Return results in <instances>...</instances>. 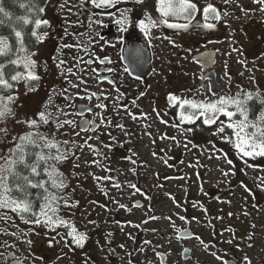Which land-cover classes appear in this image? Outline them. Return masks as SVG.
I'll return each mask as SVG.
<instances>
[{"label":"rangeland","instance_id":"rangeland-1","mask_svg":"<svg viewBox=\"0 0 264 264\" xmlns=\"http://www.w3.org/2000/svg\"><path fill=\"white\" fill-rule=\"evenodd\" d=\"M203 3L204 0L201 7ZM221 3L224 4L221 12L229 13L225 17L227 24L218 22L217 30L208 32L191 31V41L188 43L191 53L186 52L184 47L169 49L158 45L154 48L153 70L156 74L152 70L147 79L145 95L139 98V105L147 115L136 123L134 130L126 125L130 119L127 111L117 110L118 118L109 110L97 117L100 128L96 133L79 132V135H75L69 131L58 134L59 139L75 140L78 144H83L90 135L92 139L88 143L103 153L101 156L87 147L83 151L76 148L74 151L79 160L70 158L59 165L68 181L63 194L70 195L72 201L80 202L76 208L61 207L60 215L71 218L80 230L88 233L90 239L85 247L73 250L66 247L63 241L49 247V237L55 236V232L25 223L10 209H0V264H9L8 253H13L21 264H85L86 257L90 258L89 264H160L157 252L165 256L164 264H221L212 253L232 261L247 254L253 264H264V191L257 187V177L264 176V171H261L264 169V158H245L246 164L231 143L212 135L215 125L203 128V125L184 124L180 130L173 128L171 120L161 112L163 110H158L160 104L156 99L158 92H162L159 98L166 95L165 101L169 92L191 96L197 93V89L199 99L215 97L199 85L200 73L210 68L203 70L200 63L192 59L194 53L198 55L207 48L214 51L215 63L211 69L219 85L217 95H235L239 89L264 95V38L252 34L255 29L264 27L263 22L259 23L264 14L260 16L259 5L252 0H232L229 4L221 0ZM241 7L255 11L245 16ZM66 15V19H61V26H76L73 12H66ZM54 16L47 6L43 18L49 19L52 27L49 29V39L36 48L41 62L49 60L52 46L57 44L56 40L53 41L57 36L53 30L58 27ZM71 19L74 22L68 24ZM199 22H203L202 18ZM183 43V40L179 41L182 46ZM233 48L241 51L233 52ZM185 56L188 58L185 59ZM241 60H245L246 65L238 62ZM225 63L231 83L224 76ZM49 69L47 72L43 67L38 70L42 80L36 92L25 95L24 83L18 85V99L14 105L17 118H23L26 114L32 116L48 99L49 87H53L52 82L59 76L52 63ZM188 89L192 91L188 92ZM164 107L166 109L167 105ZM153 108L160 112L159 118ZM258 111L259 114L261 108ZM101 117L105 121L113 117L123 121L124 131L101 123ZM161 118L168 124L161 123ZM174 119L179 122L177 116ZM221 119L226 120V117L221 116ZM7 126L14 129L13 135L26 130L11 120ZM183 127H193L195 130L183 134ZM125 131L129 135H125ZM226 134L231 136V130L226 129ZM165 135L176 136L179 146L170 139L160 138ZM186 138L199 147L193 148L189 144L185 149ZM118 141L123 145H116ZM104 145L112 147L109 149ZM10 146L8 141L0 142V149L5 152ZM224 153H227V159L233 161L231 165L224 158ZM125 156H131L136 164L122 159ZM94 159L101 160L102 165L91 164ZM164 159L168 160V164L164 163ZM85 161L89 163L85 164ZM74 163H78L79 167L73 168ZM104 167L112 171H104ZM224 172H229V175L224 176ZM89 173L100 177L111 175L112 180L98 183ZM241 181L252 190L251 193L240 186ZM116 183L120 185L119 188L113 186ZM130 185H136V188ZM102 188L107 190V196L101 191ZM136 200L142 205L135 206ZM92 201L97 204H92ZM119 204L126 205V208H120ZM245 212L249 215L245 216ZM229 213L232 215L229 216ZM153 216L157 219H150ZM181 216L186 219L181 220ZM88 220L96 221L98 226L89 224ZM116 221L120 222V226ZM229 228L235 231V238L227 231ZM57 231L63 233L66 230L59 228ZM108 233H111L110 237ZM249 233H255L251 241L247 239ZM197 236L208 245L207 248L195 238ZM26 239H31L32 244L28 245ZM56 239L60 240V237ZM230 239L233 240L231 245L226 243ZM249 243L253 247L249 248ZM185 249H188L186 257L182 255ZM58 256L61 258L57 259Z\"/></svg>","mask_w":264,"mask_h":264},{"label":"snow or ice","instance_id":"snow-or-ice-1","mask_svg":"<svg viewBox=\"0 0 264 264\" xmlns=\"http://www.w3.org/2000/svg\"><path fill=\"white\" fill-rule=\"evenodd\" d=\"M48 2L49 0H29L28 15L16 17V21L20 24V27L17 28L14 25H9V35L0 34V142L8 141L11 145L6 152L0 149V209H10L25 223L39 225L51 232H55V236L49 237V247H53L55 244L63 241L64 245L70 249H83L90 239L88 233L80 230L71 218H65L60 215L61 207L76 208L80 202L72 201L70 195L63 194L64 190L68 187V181L64 173L60 171L59 165L70 158L79 160L74 151L76 148L83 151L87 147L101 156L103 153L95 148L94 145L88 143V140L92 139V137H88L83 144H78L75 140H61L51 131H41L45 126L50 129L51 121H55L57 132L65 126H75L73 120L63 119V117L69 115L63 109L57 108L55 115L49 110L54 106L53 97L55 90L49 94L41 109L32 116L26 114L23 118H17V110L14 107L18 99V85L21 82L24 83L26 87L25 95L29 92H36L42 80V76L38 70L41 67L44 68L45 72L50 70L48 61L41 62L39 53L36 50L37 46L44 43L50 37L49 29L52 27V22L47 18H43ZM91 2L96 8H113L121 2H130L134 6H143L147 0H91ZM252 2L259 5V11L264 12V0H252ZM66 3L67 0H65L64 4H60V7L64 8ZM224 3H232V0H224ZM20 7L24 8L25 5L21 4ZM68 11L70 12L71 8ZM241 11L247 16L249 12L255 10L241 7ZM155 12L157 15L154 17L152 13L145 10L141 17L133 19L134 9L124 8L120 10L119 18L115 22L120 26V31L122 32H127L129 27L139 28L143 36L148 38L149 44L151 43L153 29L160 28L161 26L173 29V36L164 35L156 37V39L167 40L173 48H182L183 46L176 41L174 36H178L182 32L187 34L196 30H214L218 22L223 21V23L227 24L225 17L229 15L228 12L222 13L218 10L211 0H204L202 7L198 3V0H156ZM198 13L202 14L203 22L197 21L193 23ZM0 14H2L0 16V26L5 24V18L11 20L12 14L5 10L3 0H0ZM108 14L115 15V13ZM96 23H100V21H96ZM64 35H76V43L59 44L55 48V55H52L50 60L58 74L65 80H68L69 74L77 75L73 71V67H78L83 63L92 64L94 62L91 58L92 53L89 52V47L95 41L91 35H88L87 39H85L84 33H69L67 28L64 30ZM72 48L82 51L84 55L89 56V59L85 61L82 56L73 57L75 62L73 67H67V61L63 58V49ZM185 51L191 53L192 49L189 48ZM232 51L239 53L241 50L233 48ZM142 55V49L134 50L135 57ZM184 58L187 59L188 57L185 56ZM96 60L101 64H104L105 61L110 62L107 56L103 58L96 57ZM193 60H196V58L193 57ZM196 62L199 63L200 61L197 60ZM238 62L245 65L247 63L245 60ZM79 70L83 71V69ZM92 71L96 72V69H92ZM107 71L113 72L114 69L108 68ZM123 74L131 76L132 72L128 67H124ZM153 74H156L155 69L153 70ZM224 76L231 83V76L227 71V63H225ZM77 79L80 80V83L86 84V81H83L78 75ZM98 79L100 78L98 77ZM102 79L108 78L103 77ZM135 79L140 80L141 77L136 76ZM108 82L113 85L116 83L114 79L108 80ZM69 83L73 88L80 87L79 83H71V81ZM200 88H203L206 93L212 90L211 85L201 84ZM63 91L66 92L67 89ZM84 91L87 92V88ZM116 91L119 92L118 87ZM187 91L191 92L192 90L188 89ZM198 93L199 89H197L196 94L191 96L176 95L173 92L168 93L167 103L176 109V116L179 121L178 123L174 122L171 124L173 128L180 130L182 125H195L197 121H200L203 126L211 127L215 125L216 129L212 135L220 136L226 142L231 143L236 152L240 154L242 160H245V158H251L252 160L264 158V95L259 92L254 94L251 91L239 89L235 95L224 94L199 99ZM99 95H102V93ZM144 95L145 92H140L132 100V107L138 109L137 100ZM97 96V92H91L86 98L91 100ZM80 98L85 99L83 96ZM257 102L261 106V111L258 115L253 116L252 113ZM97 106L101 109L107 107L103 103ZM124 107L127 114L133 120H136V114L131 112L127 108V105H124ZM88 111H92V109L89 108ZM153 112H155L158 118L160 117V112L155 108H153ZM79 115L82 116L83 112H80ZM146 115L141 113V116ZM221 116L227 119L222 120ZM10 120L14 121L15 125L23 126L26 130L13 135L14 129L7 126ZM160 122L168 124V121L162 118ZM90 123L93 122L85 121V124ZM101 123L112 125V120L108 119L105 121V118L101 117ZM96 126L99 127V125ZM114 127L124 131L123 124H115ZM226 129L231 130V136L226 134ZM194 130L193 127L184 128L183 134L192 133ZM74 134L79 135V132H75ZM124 134L129 135L126 131ZM109 136H111V133H109ZM160 138L170 139L179 146L180 142L176 136L168 137L165 135ZM112 139L115 140V137H112ZM189 144L193 148L199 147L186 138V143L183 145L184 148L188 149ZM104 147L110 149L112 145H104ZM155 155L156 153L153 152V156ZM223 155L227 163L231 165L233 161L227 159V153ZM104 159L107 160L108 157L105 156ZM122 159L129 160L133 165L136 164V161L131 156H125ZM88 163V161H85V164ZM164 163L168 164V160L164 159ZM245 163L247 164V160H245ZM91 164L101 166L102 161L94 159L91 161ZM78 167V163L73 164V168ZM249 167L257 168L258 166L249 165ZM104 171L111 172L112 169L104 167ZM132 171H135V169H132ZM261 171H264V169H261ZM89 174L98 183L112 180L111 175L100 177L94 173ZM223 175L228 176L229 172H224ZM257 180L259 181L257 187L261 191H264V176L257 177ZM113 186L116 188L120 187L118 183ZM240 186L245 191L251 193L252 190L243 184L242 181ZM130 187L136 188V185H130ZM33 190H35V194H33ZM136 190L139 191L138 188ZM101 191L106 196L108 195L106 189L102 188ZM91 203L97 204L96 201H92ZM99 206L105 207L104 205ZM119 207L126 208V205L119 204ZM231 215L232 213H229V216ZM244 215L247 216L249 213L245 212ZM150 219H157V217L153 216ZM168 219L170 220L171 217H168ZM180 219L184 220L186 218L181 216ZM88 223L98 226L94 220H88ZM115 223L117 226H120L119 221ZM252 227L255 228V225H252ZM59 228H64L66 231L61 233L57 231ZM121 230L123 229L121 228ZM227 231L231 232L233 238H235V231L233 229L229 228ZM107 235L110 237L111 233ZM254 235L255 233H249L247 236L248 241H251ZM57 236L60 237V240L56 239ZM195 238L200 240L205 248L208 247L199 236ZM25 242L28 245L32 244L31 239H26ZM97 243L99 244V242ZM145 243H150V241H145ZM226 243L231 245L233 244V240H227ZM235 246L238 247V245ZM120 247L123 248L124 245H120ZM248 247L251 248L253 245L249 243ZM184 251L187 252L188 249ZM157 255L163 256L162 253H157ZM212 255L221 261V264H228V261L224 257L218 256L216 253H212ZM60 258V256L57 257V259ZM89 259L86 257L85 264H89ZM241 262L242 264H253L247 254L241 257ZM17 264H19V261H17Z\"/></svg>","mask_w":264,"mask_h":264},{"label":"flooded vegetation","instance_id":"flooded-vegetation-1","mask_svg":"<svg viewBox=\"0 0 264 264\" xmlns=\"http://www.w3.org/2000/svg\"><path fill=\"white\" fill-rule=\"evenodd\" d=\"M202 1L199 2L200 5ZM211 2L215 4L218 10H222V6L224 4L221 3V0H211ZM64 3L65 0H49L48 2V6L50 7L51 11L54 12V17L56 18L55 21L58 24L57 29L53 30L57 34V36L53 38V41L56 40L57 44L55 43L52 46L51 56L55 55V48L59 44L76 43V35L65 36V27L61 26V19H66V12H69L68 9L71 8L70 12H73L77 21H75L76 26H71V28H67V30L69 33H84L85 39H87L88 35H91L95 43H92L90 45L89 52L92 53L91 58L94 62L92 64L83 63L78 67H73L75 63L73 57L82 56L83 59L87 61L89 59V56L84 55L82 51H78L75 48L63 49V58L67 61V67H73V71L76 72L83 81H86V84L80 83V80L77 79V75L69 74L68 80H65L58 74L59 76H56L57 78L52 82L53 87H49L48 90V96L50 93H53V90H55L54 106L49 110L52 111L55 115L57 108L63 109L69 114L63 117V119L73 120L75 122V126H65L64 128L60 129L59 132H57L55 121H51V128L49 129L47 126H45L41 129V131H51L57 136L58 134H62L63 132L68 133L69 131L74 133L80 132L82 134H93L96 133L100 128V121L97 119V117L102 114V112L112 110L113 115L118 117L116 112L117 110H125L124 105H127V108L137 116V119L133 120L128 115L130 119L129 122H126V125H129L131 130H134L136 123L138 124L139 120L143 117L141 116V113L144 112L139 105V99L137 100V104L139 105L138 109L132 107V100L135 99L140 92H145L148 88L147 79L153 70L154 48H156L158 45H161L170 47L169 49H174L171 45H169L167 40L156 39V37H161L164 35L173 36L174 30L167 29L165 26L153 29L150 44L148 43V38L143 36L139 28L129 27L127 32L120 31V26L115 22L119 18L120 10L124 8H133V19L141 17L145 10L152 13V15L155 17L157 15V13L155 12L156 0H147V2L143 6H134L130 2H121L113 8H96L92 4L91 0H67L65 7L61 8L60 4ZM237 4H239L238 1ZM108 13H115V15H109ZM262 14H264V12H262L260 16ZM200 18H202V14L198 13L193 23H196L197 19L199 21ZM96 21H100V23H96ZM72 22L74 21L72 20L68 24H72ZM262 22L264 24V18L262 19V21H259V23ZM204 31L208 32V30ZM252 34L258 37L260 36L261 39L264 38V27H259L257 30L255 29ZM174 38L178 43L179 41L183 40V47L185 50L187 48H190L188 47V43L191 41L190 32L187 34L182 32L180 35L174 36ZM58 40H62V42H59ZM156 41L158 42L157 44ZM136 49H142L143 55L140 57H135L134 50ZM210 49L211 48H207L204 51ZM202 52H199L198 54ZM105 56L109 57L110 62L105 61L104 64H101L98 60H96V57L103 58ZM196 56V53L192 55V59L193 57L196 58V60H194L195 62L197 61ZM50 57L48 60L49 65L50 63H52ZM146 60H148L149 66L145 75H136V73L134 72H141L140 68H142V65ZM201 60L202 58H198V61ZM124 67H128L130 69V71L132 72L131 76H129L128 74L122 75ZM108 68H112L114 69V71L109 72L107 71ZM79 69H83V71H80ZM92 69H96V72H93ZM208 71L209 70H206L200 73L199 85H211L210 77H206ZM136 76L141 77V79H135ZM98 77L100 79H98ZM103 77H107L108 79H102ZM111 79H114L116 81L115 85L108 82V80ZM69 81H71V83H79L80 87H71ZM117 87L119 88V92L116 91ZM85 88H87V92L84 91ZM65 89H67L66 92L63 91ZM91 92H97L98 96L93 97L91 100H88L86 97L87 95H90ZM77 93H79V95H77ZM100 93H102V95H99ZM161 93L162 92H158L156 94L157 102H159L160 104L158 110L162 109L163 111L161 112H164V114L171 120L172 123H177V121H175L174 119V117L176 116V109L166 102L167 99L164 101V96L166 95L163 94L162 98H159V95ZM81 96L85 97V99H81ZM105 97H107V99H105ZM101 103L107 105V107L104 109L99 108L97 105ZM165 105H167L166 109L164 107ZM89 108L92 109V111H88ZM80 112H83L82 116L79 115ZM258 112L259 111H256L255 115H258ZM85 121H91L93 123L85 124ZM122 122L123 121L113 117L112 127H114L115 124H122ZM96 125H99V127H97ZM197 125H202V123L200 121H197L193 126ZM202 127L206 128V126ZM88 137H90V135H87L86 138ZM116 145L120 146L123 145V143L118 141L116 142ZM241 257L234 258V262L237 264H242Z\"/></svg>","mask_w":264,"mask_h":264},{"label":"water","instance_id":"water-1","mask_svg":"<svg viewBox=\"0 0 264 264\" xmlns=\"http://www.w3.org/2000/svg\"><path fill=\"white\" fill-rule=\"evenodd\" d=\"M196 57H197V59L198 58H202V60L199 63H200V65H201V67H202L203 70L210 68L209 73L206 75V77H210V79H211V86H212L211 93L212 94H217L218 91H219V85L215 81L214 72L211 69L212 66L215 63L214 51L213 50L205 51L203 53L198 54ZM148 66H149V62H148V60H146L145 63L142 65V68H140L141 69L140 70L141 72L138 71V72H134V73H136V75H142V76H144L145 73H146V71H147V69H148ZM140 204H141V202H139V201H136L135 202V205L140 206ZM182 255L184 257H186L187 252L183 251L182 252ZM7 257L10 259L9 264H17V261L18 260L14 259V254L13 253H8L7 254ZM159 258H160V262L163 264L164 261H165L164 255L162 257L159 256ZM19 264H21V263L19 262ZM228 264H232V263H229L228 262Z\"/></svg>","mask_w":264,"mask_h":264},{"label":"trees","instance_id":"trees-1","mask_svg":"<svg viewBox=\"0 0 264 264\" xmlns=\"http://www.w3.org/2000/svg\"><path fill=\"white\" fill-rule=\"evenodd\" d=\"M5 10L10 12L12 14L11 20H8L5 18V24L3 26H0V34L2 35H9L10 33V27L9 25H14L17 28L20 27V24L16 21V17H21L28 15V5L29 0H3ZM21 4H24L25 7H20ZM2 16V14H0ZM261 108L260 104L257 102L255 104L254 112L252 113L253 116H255L256 111ZM33 194H35V190H33Z\"/></svg>","mask_w":264,"mask_h":264}]
</instances>
